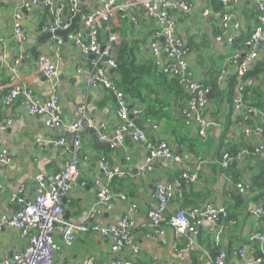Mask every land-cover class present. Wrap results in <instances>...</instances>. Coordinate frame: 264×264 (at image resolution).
<instances>
[{
  "label": "crops",
  "instance_id": "1",
  "mask_svg": "<svg viewBox=\"0 0 264 264\" xmlns=\"http://www.w3.org/2000/svg\"><path fill=\"white\" fill-rule=\"evenodd\" d=\"M32 1L6 0L0 4V39H4L0 53V124L12 121L1 133L0 155L7 150L9 163H0V216H12L19 211L20 206L12 199L19 194L21 188H24L21 198L31 201L36 193V177L42 175L47 182H51L52 176L63 171L73 157L76 135L70 138L73 133L65 128H48L43 117L29 115L19 101L11 106L4 104L13 79L23 81L41 100L51 96V83L44 76L40 62V59L46 58L59 68L64 126L79 120L84 126L78 159L82 169L78 179L81 183H76L63 200L65 218L73 223H80L90 211L95 210L97 223L101 225L116 224L127 219L133 236L132 245L125 246L116 254L111 251L109 239L96 234L79 236L73 248L64 249L56 256L55 264H85L87 258L92 259L93 264H113L124 260L130 264H211L219 249L228 252L229 261L234 264L231 253L237 248L244 247L247 256L251 250L264 253V246L260 247L249 241L254 233L264 234V217L258 212L261 207L264 208L263 203H258L255 199L256 192L231 185L225 179L224 172L222 173V157L227 148L251 150L249 155H243V161L239 164L245 180L251 179L254 168L264 159V150L259 155H251L255 149L264 148V135L261 138L245 134L246 128L264 129V112L251 106L236 110V98L239 95L236 87L233 91L230 88V82L237 76L239 66L238 62L231 60L238 51L233 44L240 36L248 37L258 27V0H240L231 5H225L223 0H181L192 5L188 14L180 11L173 13L176 35L185 45L186 62L193 70L196 82H202L208 88L216 82L225 95L220 99L214 93L213 99H208L209 106L203 114L212 126L205 140L200 138V125L194 120L187 122L182 117V99L178 102V107L171 103V108L165 110L161 117H150L146 114L149 108L146 104L129 97L132 106L139 105L144 109V117L140 120L143 130L155 143L167 141L173 152L181 156L179 163L157 159L147 165L149 169L145 172L141 169L146 164L149 150L142 143L134 141L131 132L127 135L126 144L117 148L100 149L93 143L86 128H95L97 134H100L104 127L107 135L111 138L115 136L120 124L116 101L104 88L88 86L86 74L79 72H89L94 67L96 58L83 54L64 39L60 48L54 38L47 43L38 41L46 35L43 29L52 22L51 11L42 6L22 8L24 3ZM68 1L58 0L65 7ZM80 6L82 14H90L101 5L97 0H79L78 8ZM206 11H209L207 17L204 16ZM68 13L69 11L64 10L67 19L70 16ZM17 14L22 15L20 21L16 20ZM225 15L231 16V20L223 29L221 22ZM137 17L138 26L119 18L113 21V25L121 40L137 42L140 48L154 39V34L161 26L143 10L137 11ZM18 21L26 37L23 44H19L15 37V25ZM101 37L104 38L102 31ZM218 37H222L220 42L217 41ZM231 38L234 39L232 44ZM34 47L40 53L38 60L32 53ZM243 53H240L239 60L243 59ZM140 54L148 57L143 56V60H149L153 65L154 60L148 50ZM164 64H167L166 60ZM241 100L245 102L243 96ZM79 108H85L93 119L92 124L87 123ZM154 125L159 128L153 129ZM59 138L67 141L60 149L57 145ZM219 156L221 159L218 162ZM103 160L112 167H120L126 171V177L119 181L113 180L114 178L107 180L100 167ZM199 166L202 167L201 170H198ZM184 175H196L197 180L187 182L185 187L181 186L182 198L173 192L168 202V218L179 211L188 213L197 206L207 204H213L217 208L224 207L236 218L231 220L232 224L215 226L212 233L211 225L202 221L197 226L196 234L178 235L167 226L165 237L147 238L148 214L157 205V186L174 185ZM105 187L114 195L110 206L98 202L99 194ZM121 194L126 197L124 200L120 198ZM55 237L58 243L63 241L61 234ZM188 239L193 241L188 242ZM26 246L27 241L22 238L20 230L6 228L0 233V262L12 263L13 256L23 252ZM135 249L138 254L133 252ZM182 250L185 251L182 253Z\"/></svg>",
  "mask_w": 264,
  "mask_h": 264
},
{
  "label": "built area",
  "instance_id": "2",
  "mask_svg": "<svg viewBox=\"0 0 264 264\" xmlns=\"http://www.w3.org/2000/svg\"><path fill=\"white\" fill-rule=\"evenodd\" d=\"M6 0H0V4ZM79 0H69L67 8L69 18L64 15L66 7L59 4L58 0H33L30 3H24L22 8L29 9L32 7H47L51 11L52 22L43 29L44 34H56L58 31H64L70 28L71 18L77 14L80 15L79 24L80 31H75L69 35V42L78 48L85 55L95 56L96 62L89 72L79 70L80 73L86 74L88 86L102 87L107 90L115 99L117 104V116L120 120L115 136L112 138L105 133L104 127L100 130L99 140L101 142L110 143L112 148L119 145H125L127 135L131 132L133 140L142 143L148 150L149 155L146 164L142 166V171L149 169L148 164L163 159L172 163L181 162V156L175 154L169 143L160 140L155 143L142 128L140 120L144 117V109L139 106H132L131 100L125 91L118 87L110 74L117 68V62L113 57L111 47L121 41L117 32H115L113 21L119 18L121 21L126 20L135 26L139 25L137 11L143 10L152 20L160 23L161 29L154 35V39L148 45H142L140 52L148 50L154 60L155 66L159 70L169 72L171 76L177 77L181 85L185 88L187 95L185 108L182 110L183 118L190 122L194 120L200 125V138L207 139L212 124L206 121L204 111L209 106L208 95L210 89L202 82H196L193 70L186 62L185 45L176 35V22L173 13L180 11L188 14L192 10V5L181 0H97L100 8L90 14H82L78 10ZM240 0H223L225 5L236 4ZM259 25L247 37L244 43V57L239 60L240 53L236 52L231 60L239 63L237 69V85L236 89L239 97L236 98V110L246 107L247 103L242 102L241 96L245 87L255 83V79H245L248 71L253 68L261 59V51L264 49V0H258ZM21 14H17L16 20L21 19ZM209 16V11L204 13ZM231 20V16L225 15L222 18V28L225 29ZM15 25V37L19 44H23L26 40L24 30L19 23ZM239 28V24L236 26ZM78 30V29H77ZM101 31L104 33V39L101 38ZM58 48L63 45V39L54 37ZM222 37H218L217 41H221ZM231 44L234 39L231 38ZM4 39H0V53L2 50ZM166 60L167 64H164ZM42 64V72L51 83V96L46 100L36 97L33 90L23 81L13 79L11 88L4 99L6 106H11L19 101L21 106L34 117H43L45 124L51 129L65 128L68 132L76 135L75 150L73 157L67 162L63 171L55 173L52 181L47 182L44 176L36 177V193L31 201H25L20 194L24 192L21 188L18 195L12 199L13 202L20 206L19 211L12 215L0 216V233L6 228L18 229L21 236L27 241V246L23 252L13 256L12 263L1 261L0 264H55L56 256L63 252L64 249L73 248L78 237L82 235L96 234L105 239H109L111 243V251L119 253L125 246L132 245L133 236L130 233V224L127 219H122L116 224L101 225L97 223V212L90 211L80 223H73L65 218L63 209V200L72 191L73 187L78 183V179L82 174L79 164V150L82 142L84 126L82 121L74 122L66 127L62 120V108L60 105L61 83L59 78V68L56 64L49 62L46 58L40 59ZM241 62V63H240ZM100 66V67H99ZM248 107V106H247ZM249 109V108H248ZM80 114L85 116L87 123L92 124L93 119L87 114L85 108H79ZM82 115V116H83ZM12 121L0 124V144L2 142L1 133L5 131ZM158 125H154L153 129L157 130ZM247 136L255 135L263 138L264 129L261 127L246 128ZM59 149L62 148L67 141L65 138H59L57 141ZM263 147L254 150L253 156L259 155ZM250 153L245 152L247 156ZM129 159V158H128ZM223 168L229 170L233 157L223 153ZM240 160V157L238 158ZM0 163H9V154L7 150L1 152ZM101 170L105 173L107 180L115 177L125 178L127 173L120 167H112L107 161L101 162ZM201 166L198 170H201ZM225 179L231 184V178L224 173ZM188 182H195L197 176L184 175ZM174 185H159L155 192L157 205L148 214L149 223L146 228L147 238L156 236L165 237L166 227L170 226L178 235H190L197 233V226L206 221L211 225L210 233L214 231L215 226H223L232 224L229 219V213L224 207H215L213 204L206 206H197L188 213L179 211L172 218L167 217L168 202L171 195L175 191L177 196L182 198L181 184L177 180ZM237 188H248L242 184L233 185ZM2 186L0 184V191ZM122 200L126 197L119 195ZM114 195L105 187L99 194L98 202L110 206V202ZM259 214L264 217V209L258 210ZM61 234L63 241L58 243L56 235ZM188 239V242H192ZM251 244L260 247L264 246V234L254 233L250 236ZM219 247L220 245L217 244ZM185 249V248H184ZM185 250H182L183 253ZM138 254V250L133 251ZM246 249L240 247L235 249L231 256L234 258V264H264V258L258 257L254 250L250 251L249 256ZM229 253L223 249H219L211 264H233L229 261ZM85 264H93V260L87 258ZM113 264H130V262L116 261Z\"/></svg>",
  "mask_w": 264,
  "mask_h": 264
},
{
  "label": "trees",
  "instance_id": "3",
  "mask_svg": "<svg viewBox=\"0 0 264 264\" xmlns=\"http://www.w3.org/2000/svg\"><path fill=\"white\" fill-rule=\"evenodd\" d=\"M66 11L68 12L67 7L65 9V12ZM123 21L126 22V20ZM103 39L104 38H102V40ZM246 39L247 37L242 35L238 38L237 42L233 44V47L238 50L236 52L243 53ZM111 51L117 62V68L110 74L111 77L117 86L125 91L128 97L139 99L143 104L149 107L146 112L147 116L161 117V115L165 114V110L171 108V103L175 107H178V102L181 99L183 104L181 106L182 114V110L185 108V103L187 101V95L185 93V88L181 85L177 77L171 76L169 72L164 70H159L154 62L152 65L149 60H143L144 55L142 56V54H140L141 52L139 51L137 42L121 40L112 45ZM144 57L148 58L146 56ZM245 79H255V83L245 87L244 93L242 94L245 102H247V106L264 112V49L261 51V59L248 71ZM237 81L238 79L236 76L230 82L232 91L235 89ZM209 89L215 93L216 98L225 95L216 82ZM220 99H222V97ZM229 104L232 105L230 100ZM140 120H137V122ZM238 151L240 150L234 147L225 150L226 153H229L233 157V160L230 163L229 170H224V168L222 169L221 167L222 173H227L230 176L233 185L242 184L248 187L246 190L256 192L257 195L255 199L258 203H263L264 206V159H262L263 162L259 163L257 167L255 166L256 168L253 170L254 173L251 179L245 180L239 164L243 161V153L251 150ZM221 156L218 157V162ZM239 157L240 160H238ZM122 179L123 178L115 177L113 180L119 181ZM178 181L181 186L184 185V187L188 184L187 179L184 177ZM229 218L230 220H234L236 216L229 213ZM256 255L264 258V253L259 250Z\"/></svg>",
  "mask_w": 264,
  "mask_h": 264
},
{
  "label": "water",
  "instance_id": "4",
  "mask_svg": "<svg viewBox=\"0 0 264 264\" xmlns=\"http://www.w3.org/2000/svg\"><path fill=\"white\" fill-rule=\"evenodd\" d=\"M79 11H81V6L80 8H78ZM79 20H80V15L77 14L75 17L71 18V26L69 29L67 30H64V31H58L56 34H46L44 35L43 37L39 38L38 41L39 42H44V43H47L48 41H50L51 39H53L54 37H59V38H62L64 39V41L66 43L69 42V35L72 34L73 32H75L77 29H80L81 26L79 25ZM32 53H33V56L36 60L39 59V52L36 50V47H34L32 49ZM244 56V55H243ZM95 58V56H92ZM241 63V62H240ZM214 97V92L211 91L208 95V99H213ZM86 131L91 135L92 137V141L93 143L95 144V146L97 148H100V149H105V150H108L111 148V145L110 143H107V144H102L101 141L99 140V135L97 134V130L95 128H92V129H87L86 128ZM61 132L63 134H65V132L63 130H61ZM84 133V132H83ZM75 136V134H72L70 135V138H73ZM113 139V138H112ZM79 183H81V181H78ZM67 218V217H66Z\"/></svg>",
  "mask_w": 264,
  "mask_h": 264
}]
</instances>
